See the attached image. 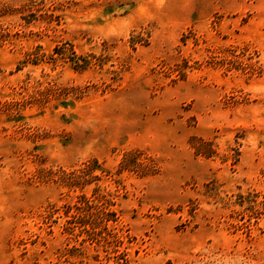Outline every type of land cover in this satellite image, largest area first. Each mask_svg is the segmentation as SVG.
Returning <instances> with one entry per match:
<instances>
[{
	"label": "rangeland",
	"instance_id": "rangeland-1",
	"mask_svg": "<svg viewBox=\"0 0 264 264\" xmlns=\"http://www.w3.org/2000/svg\"><path fill=\"white\" fill-rule=\"evenodd\" d=\"M0 264H264V0H0Z\"/></svg>",
	"mask_w": 264,
	"mask_h": 264
}]
</instances>
